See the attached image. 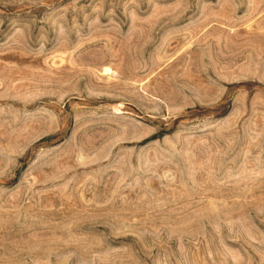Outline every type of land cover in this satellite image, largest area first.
I'll use <instances>...</instances> for the list:
<instances>
[{"label":"rangeland","instance_id":"374dc122","mask_svg":"<svg viewBox=\"0 0 264 264\" xmlns=\"http://www.w3.org/2000/svg\"><path fill=\"white\" fill-rule=\"evenodd\" d=\"M0 264H264V0H0Z\"/></svg>","mask_w":264,"mask_h":264}]
</instances>
